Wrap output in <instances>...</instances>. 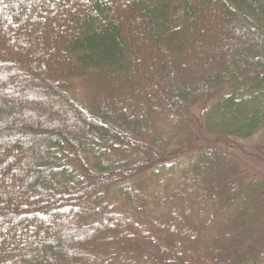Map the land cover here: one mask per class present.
<instances>
[{
	"label": "trees",
	"instance_id": "obj_1",
	"mask_svg": "<svg viewBox=\"0 0 264 264\" xmlns=\"http://www.w3.org/2000/svg\"><path fill=\"white\" fill-rule=\"evenodd\" d=\"M263 133L264 0H0V264H264Z\"/></svg>",
	"mask_w": 264,
	"mask_h": 264
},
{
	"label": "rangeland",
	"instance_id": "obj_2",
	"mask_svg": "<svg viewBox=\"0 0 264 264\" xmlns=\"http://www.w3.org/2000/svg\"><path fill=\"white\" fill-rule=\"evenodd\" d=\"M248 146V151L237 152L238 159L251 175L264 176V133L249 142Z\"/></svg>",
	"mask_w": 264,
	"mask_h": 264
}]
</instances>
